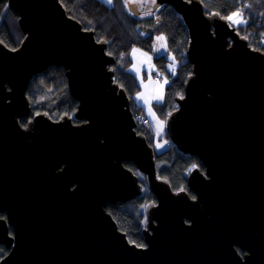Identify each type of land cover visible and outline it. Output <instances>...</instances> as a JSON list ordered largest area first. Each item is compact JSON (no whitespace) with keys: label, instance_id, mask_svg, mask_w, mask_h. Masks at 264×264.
Wrapping results in <instances>:
<instances>
[{"label":"water","instance_id":"obj_1","mask_svg":"<svg viewBox=\"0 0 264 264\" xmlns=\"http://www.w3.org/2000/svg\"><path fill=\"white\" fill-rule=\"evenodd\" d=\"M7 4L24 38L16 49L0 42V264H264V52L200 0L152 5L170 6L188 34L191 73L164 128L203 166L188 173L191 199L157 176L106 41L59 0ZM128 10L139 13L134 3ZM53 66L65 71L80 124L40 113L22 127L32 77ZM124 162L156 200L145 207L144 247L105 210L141 194Z\"/></svg>","mask_w":264,"mask_h":264},{"label":"trees","instance_id":"obj_2","mask_svg":"<svg viewBox=\"0 0 264 264\" xmlns=\"http://www.w3.org/2000/svg\"><path fill=\"white\" fill-rule=\"evenodd\" d=\"M242 1L251 5L248 8L249 13H244L249 21L243 26L236 27V30L247 40L250 48L264 52V45L260 44V39L264 36V0ZM59 2L69 17L81 23L83 28L93 31L96 39L106 41L107 54L115 60L111 66L114 82L126 92L135 119L143 111L133 97V93L139 89V84L134 75L126 70L129 66L128 53L134 46L150 52L153 37L156 33H162L169 52L180 61L176 73L170 75L167 73L166 56L153 58L157 70L168 78L163 103L154 105L160 120L165 121L167 115L177 108L175 98L182 96L184 82L191 73V64L186 58L188 34L181 18L167 5L156 10L151 8L152 15L145 16L141 11L138 15H133L127 11L129 0H112L111 5L100 0H59ZM200 2L204 6L205 13H219L221 17L239 8L236 0H200ZM125 3L127 7L124 6ZM154 15L155 18H151ZM258 16L261 17L259 21ZM137 26L141 31L137 30ZM23 38L24 34L18 26L17 14L8 7L7 0H0V42L10 49H16ZM26 97L30 103V115L19 120L22 127H26L30 118L40 113L47 114L53 121L59 120L61 116L71 117L74 121L77 101L69 94L65 71L61 66L48 67L33 76L26 90ZM135 131L144 135L148 144L154 148L153 143L158 139L154 138L147 124L138 120ZM164 134L166 146L161 151L154 148L156 174L159 178L167 180L172 191L178 192L182 188L192 195L187 187L188 173L193 169V165L199 167L201 171L203 166L197 158L178 151L167 134L165 132ZM123 165L138 176L143 190L139 196L126 203L107 204L105 210L130 243L144 246V237L141 234L145 220L144 207L151 200H155V197L148 190L144 175L137 171L135 165L131 162H124ZM0 217H4V214ZM7 253L8 250L0 245V260ZM239 253L242 255L240 251Z\"/></svg>","mask_w":264,"mask_h":264},{"label":"rangeland","instance_id":"obj_3","mask_svg":"<svg viewBox=\"0 0 264 264\" xmlns=\"http://www.w3.org/2000/svg\"><path fill=\"white\" fill-rule=\"evenodd\" d=\"M102 2H104L105 4L109 5L106 0H100ZM129 3H134L137 5V8L139 10V13L141 11V13H144L145 16H148L146 15L147 12L151 11L152 9V3H151V0H129ZM127 11L128 8H127ZM236 11V10H235ZM132 14V13H131ZM231 14V13H230ZM229 14V15H230ZM156 15L152 16L151 18H155ZM244 19L247 20V22L249 21L245 15H244ZM17 20H18V16H17ZM227 22L229 23V25H231L232 27H237L236 25H233L231 24L230 21L227 20ZM245 24H241L239 26H243ZM137 30L138 31H141L140 27L137 26ZM156 38L159 37V36H163L162 33H156L155 34ZM164 37V36H163ZM165 47H166V42H165V37L164 39L162 40ZM133 48L135 49H139L138 47L134 46L132 47V49L129 51V58L131 59V65L128 67L127 72L131 73L133 72L134 74H137L136 71H133V67L135 66L136 68L139 69V75L138 76V79L139 78H142L140 79V81L144 80L143 76L146 75L147 79L143 82L144 85L142 86V89H137L134 93H133V97H134V100H135V103L137 104H140L142 106H146L145 107V113L146 115L152 119L153 118V107L150 105V100H149V97L146 93V89H145V86L147 85L149 88H150V84L152 85L154 83V79L156 76H159L162 77L161 78V82L163 83L165 81V79H167L168 81V78L164 75H160V74H156V76L154 74L151 73V69L153 67V56L150 52H147V51H143L141 49H139V51L137 53H135V55H133L132 53V50ZM141 53H147L148 56L151 57V60L149 61L147 59V57H144V56H141ZM166 58L168 60V63H167V70L169 71V74L170 75H174L173 74V70H174V73H176V70L177 68L179 67L180 65V61L178 59V57H175L173 54H171L169 51L167 52L166 54ZM131 68H132V71H131ZM153 72V71H152ZM138 95H142L143 96V99H138ZM147 101V102H146ZM147 107H151V108H147ZM156 112V111H155ZM157 114V113H156ZM33 118V117H32ZM30 118V120L32 119ZM137 118L140 120V122H142L141 120L144 119V116H142V114H138ZM151 123V121H149ZM164 123V121H163ZM165 132V129H164V125H163V128H161L159 131H158V134H164ZM162 136V135H161ZM159 136L157 139V141H155L153 143V146L156 150L158 151H161L167 144L166 142V136L164 134L163 137ZM191 169V168H190Z\"/></svg>","mask_w":264,"mask_h":264},{"label":"crops","instance_id":"obj_4","mask_svg":"<svg viewBox=\"0 0 264 264\" xmlns=\"http://www.w3.org/2000/svg\"><path fill=\"white\" fill-rule=\"evenodd\" d=\"M157 49H159V50H157ZM168 51L169 50H168L167 46L165 47L163 41L162 40H157L156 36H154L153 37V42H152V45H151V51H150V53L152 54L153 58L154 57H158V56H162V55L166 56ZM128 58H129V53H128ZM131 63H132L131 59L129 58V66L131 65ZM131 71H132V68H131ZM151 73L154 74L155 76H156V74H160V75L166 76L165 74H163V73H161V72H159L157 70L156 66L154 65V62H153V67L151 69ZM167 73L169 74L168 70H167ZM131 74L134 75L135 79L137 80V82L139 84V89H142V86L144 85L143 82L147 79L146 75L143 76L144 80L140 81V79H142V78L138 79L137 74H134L133 72H131ZM161 78L162 77L159 78V76H156L155 79H154V83L152 85L150 84V88L147 85L145 86L146 93H147V95L149 97V100H150L149 101L150 105L153 107V109L151 107H147V108H151L153 110V118L150 119L146 115V113H145V107L146 106H142V105L138 104L140 107H142V111H143L142 116H144V118L148 120L147 125L151 128L152 135L154 136V138H158L159 136L162 135V134H158V131L161 128H163V125H164L163 121L160 120L158 114H156L155 109H154V105L155 104L163 103L164 89H165V86L168 83V82L167 83H165V82L162 83L161 82ZM158 96H162L163 99H161V100L156 99V97H158ZM149 121H151V123Z\"/></svg>","mask_w":264,"mask_h":264},{"label":"snow or ice","instance_id":"obj_5","mask_svg":"<svg viewBox=\"0 0 264 264\" xmlns=\"http://www.w3.org/2000/svg\"><path fill=\"white\" fill-rule=\"evenodd\" d=\"M106 2L109 5H111L112 0H106ZM188 2H191V0H188ZM151 3L153 4V6H155L156 5V0H151ZM124 6L127 7V3H125ZM249 7H251V5L245 3V4L242 5V7L237 8V10L234 11V12H232L230 15H226V16H223L221 18L222 19H226V20L230 21L231 24L236 25L237 27H239V25L246 24L247 23V20L244 19V9H247ZM146 15H152V12L149 11V12L146 13ZM216 15H219V13H216ZM163 39H164L163 36L157 37V40H163ZM157 50H159V49H157ZM138 51H139V49L133 48V50H132L133 55H135V53H137ZM141 56L147 57V59L149 61L151 60V57L148 56L147 53H141ZM133 71H136L137 72V75H139V69L136 68L135 66L133 67ZM173 74H175L174 73V70H173ZM164 82L167 83L168 82L167 79H165ZM137 98L138 99H143V96L142 95H138ZM182 98L183 97H181V99ZM156 99L161 100V99H163V97L162 96H158V97H156ZM193 168H196V165H193ZM180 191H183V189L181 188ZM136 246L143 247V245H136Z\"/></svg>","mask_w":264,"mask_h":264},{"label":"built area","instance_id":"obj_6","mask_svg":"<svg viewBox=\"0 0 264 264\" xmlns=\"http://www.w3.org/2000/svg\"><path fill=\"white\" fill-rule=\"evenodd\" d=\"M236 3H237V5H238V7H242V5L245 4L243 1L241 2V0H236ZM244 13H249L248 8H247V9H244ZM257 20H258V21L261 20V17L258 16V17H257ZM260 41H261L260 44L264 45V36L261 38ZM141 121H142L143 124H147V123H148V120L145 119V118L142 119Z\"/></svg>","mask_w":264,"mask_h":264},{"label":"flooded vegetation","instance_id":"obj_7","mask_svg":"<svg viewBox=\"0 0 264 264\" xmlns=\"http://www.w3.org/2000/svg\"><path fill=\"white\" fill-rule=\"evenodd\" d=\"M77 122V123H75V122ZM72 120V122H73V124H75V125H77V124H80L78 121H76V120ZM199 168V167H198ZM203 171V170H202ZM142 190H143V188L141 187V192H142ZM144 192H145V188H144ZM143 195H144V193H143ZM189 196H190V198L191 199H193V198H195V195L193 194V192H192V195H190L189 194ZM119 203V202H118ZM156 203V200H151L148 204H155ZM147 204V205H148ZM145 207H146V205H145ZM145 207H144V209H145ZM145 212V211H144ZM145 223H146V214H145V220H144V224H143V226H142V229H141V232H142V230H143V228H144V226H145ZM142 234V233H141ZM142 236H143V234H142ZM144 239V238H143ZM3 246V245H2ZM144 246H145V242H144ZM143 246V247H144ZM7 255V254H6Z\"/></svg>","mask_w":264,"mask_h":264},{"label":"clouds","instance_id":"obj_8","mask_svg":"<svg viewBox=\"0 0 264 264\" xmlns=\"http://www.w3.org/2000/svg\"><path fill=\"white\" fill-rule=\"evenodd\" d=\"M261 40V39H260ZM260 43H261V41H260ZM137 121L139 120L138 118L136 119Z\"/></svg>","mask_w":264,"mask_h":264}]
</instances>
